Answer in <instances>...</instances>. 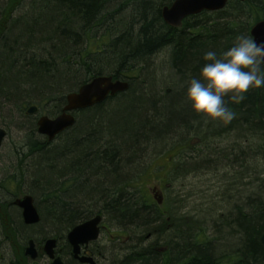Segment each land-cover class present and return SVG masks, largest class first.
<instances>
[{
  "label": "trees",
  "instance_id": "1",
  "mask_svg": "<svg viewBox=\"0 0 264 264\" xmlns=\"http://www.w3.org/2000/svg\"><path fill=\"white\" fill-rule=\"evenodd\" d=\"M22 1L0 0L2 111L6 104L20 110L22 104L38 102L43 112L36 120L41 114L55 116L65 103V91L99 75L124 79L129 86L81 112L74 125L52 141L38 134L36 122L31 121L26 145L33 154L32 184L25 190L22 179L12 174L0 178V194L30 193L40 223L56 237L91 204L106 211L116 224L133 227L134 234L139 231L136 241L116 251L112 264H263L264 87L249 89L239 104L225 97L236 113L226 125L196 113L186 89L190 79L199 77L206 63L204 53L213 50L219 55L239 35L251 37V26L264 20V0H228L222 10L188 17L181 29L167 25L161 16L162 6L171 0H26L28 8L20 7ZM100 29L103 33H98ZM162 55L169 57L170 74L165 77L168 85L160 79L166 87L156 91L153 81L148 86L143 83L142 72ZM48 106L51 109L46 110ZM180 129L195 134L192 138L214 135L216 144L232 138V154L256 180L254 193L238 199L233 211L219 220L217 232L225 239L220 243L192 226L167 222L148 201L141 207L121 199L146 155L174 141ZM210 140V136L204 140L206 149ZM247 145L255 146L253 155ZM215 151L220 156L212 164L225 166L227 154ZM209 153L200 157V164L213 161ZM236 177L226 180L234 182ZM36 227L33 224L24 232ZM2 233L10 240L9 233ZM148 233L153 242H147ZM225 248L235 254H219Z\"/></svg>",
  "mask_w": 264,
  "mask_h": 264
},
{
  "label": "rangeland",
  "instance_id": "2",
  "mask_svg": "<svg viewBox=\"0 0 264 264\" xmlns=\"http://www.w3.org/2000/svg\"><path fill=\"white\" fill-rule=\"evenodd\" d=\"M22 2L23 4H21L20 7L23 6L22 8H28V2H26V0H23ZM15 16L16 13L13 15V17ZM98 33H103V30H98ZM98 35L100 36V34ZM147 66L148 69H144V72H142V80H144L143 83L148 86V83L153 81L152 83L154 84L155 90L157 91L160 89L161 91L162 88L166 86H163L160 83V79L161 81H164H162L163 84H166L165 77L169 76L170 74L168 55H162L161 57L159 56L155 58L154 61ZM67 92L68 91H65L64 94H66ZM31 100L35 101V97ZM30 105H36L38 107V110L35 114L26 113V109H28V106ZM39 108L40 107L38 105V102H31L26 105L22 104L20 106V110L13 106H10L9 104H6L4 106L3 111L0 109V128H3L5 130V136L3 137V141L0 147V178H7L12 174H16L17 178L22 179L25 190L26 187H29V184H32L30 179L32 177L30 170L33 169L31 165V157L33 154H31V152L27 149L26 144L27 141L31 139L29 132V128L32 124L31 121H34L35 124L36 116L39 113L43 112V110ZM45 109L47 110L51 108L50 106H48ZM75 117L77 118L76 115ZM176 132V135L173 137L175 138L174 141L170 139L172 142H168L163 147L160 146V151L162 153L167 152L170 148L177 145L180 146L183 143L186 144L187 142H189V138L191 136H195V134L193 133H189L187 135V129H180ZM209 136L211 138V144H209L210 146L208 150L206 149L204 140L209 138ZM213 139L214 135L210 134L205 137L202 134H197L196 137H193L192 144L189 149V151L193 154V163L191 167L192 169L190 168L191 170L188 171L183 167L180 168L177 173L178 176H181L180 180L176 179L175 182L170 181L169 184H165L162 187V190L164 193L166 207L164 218L167 220V222L170 223L171 221H175L176 225H180V227L182 228H187L188 225L192 226V229L196 232H201L205 234L208 239L217 240L216 243H220V240L222 242L225 241V239L222 235L220 238L217 232V227L220 224L219 220L222 218V216H225L226 214L228 215L231 211H233L234 207L239 203L236 202L238 201V199H245L247 198V196H250L254 193L256 186L254 182H256V180H254V178L252 177H249L245 165L240 161V157L238 158L234 154H232V138L224 139L222 143L216 141L217 144L215 143V141H212ZM59 140L60 139H58V141ZM54 142H56V140ZM249 145H247V148ZM184 146L185 148H187V145ZM218 149L224 150V152L227 154L228 162L225 166H223L222 162L219 163L218 167L216 164H212L219 159L220 155H218V153L215 151ZM248 149L250 151V154L253 155V153L255 152V146L251 147V149ZM211 150H214L213 152L215 153H213ZM208 151L212 153V155L210 158H207L213 161H205L203 164H200V157L203 154L209 153ZM152 153L153 152H151L149 156L146 155V161H144L143 164L141 163V165H138L139 168L137 172L139 173L134 176V180L132 179L133 188L129 189L131 192L134 191L137 194L138 190L140 189L146 190L144 184L140 179L137 178V176H141V172H143L146 166H150L151 159L153 158H150L153 155ZM216 158L217 160H215ZM234 159L236 160V162L235 164H232ZM195 163H197V165L193 167ZM251 163L252 165L250 166V169L254 170L252 159ZM152 170L153 171L151 173L154 174V172H156L158 168L152 167ZM234 174H237L234 182H232L233 180H226L227 178H232ZM155 184V181L151 183L152 187L155 188V191L159 192L161 187L160 185ZM124 191H126V189H124ZM98 204L101 205L103 203ZM7 219L3 220L5 221ZM42 226L43 228L41 227L40 229L39 227H36L35 232L42 231L48 233V230L46 228L47 226ZM111 227L113 231V237H116L121 229V225L112 223ZM131 228L134 229L133 227ZM18 229L20 232H23V228L19 226V223ZM172 232L168 231L167 233L170 234ZM136 234L139 235V231H137ZM136 234H134V232L132 231H130V233L128 232V235L124 233L123 236L128 238L125 240L124 244L119 243V246H121L123 249L124 247H127L128 241L130 243L136 241V236H134ZM153 241V238L147 240V242ZM0 242V264H11L10 262L13 259L12 255L14 245L11 243V240H8L7 238L3 239L1 235ZM59 244L60 246H62L63 243L60 242ZM221 251L222 250H220L219 254L225 252L231 255L235 254L231 248H225L224 252ZM35 263L47 264L45 258L37 259Z\"/></svg>",
  "mask_w": 264,
  "mask_h": 264
},
{
  "label": "flooded vegetation",
  "instance_id": "3",
  "mask_svg": "<svg viewBox=\"0 0 264 264\" xmlns=\"http://www.w3.org/2000/svg\"><path fill=\"white\" fill-rule=\"evenodd\" d=\"M172 1L174 0H171L169 3L167 2L168 4L165 3L164 5H170ZM191 143L192 137L189 138V142H187L186 145H191ZM168 151L163 153L160 151V149H157L156 152L154 151V154L150 157H153L150 163L151 167L146 166L143 172H141V176H138V178L144 184L146 190L140 189L138 190L137 194L135 192L132 194V192L129 190L130 188L127 186L125 188L126 191H124L123 195L121 196L122 200H132L133 203H136V205L141 207L145 206V201H148L150 207L154 209V211L159 212V214L163 218L165 217L164 214L166 212V207L162 187L165 184H169L170 181L175 182L176 179L180 180L181 176H178L177 174L179 169L183 167L185 170H190L193 163V154L189 151V148H185V146L177 145L170 148ZM152 167L158 168V170L154 172V174L151 173L153 171ZM138 173L139 172H137V174ZM154 181L161 187L159 192H156L155 188L151 185V183H153ZM132 188L133 187H131V189ZM22 195L23 193H19V195H11L9 193L0 194V217H2V220L0 219V235L3 237V239H5V235L4 233H2V231L10 234L11 243L14 245L12 255L13 259L10 262L11 264H36V260L42 258L46 259L47 264H51L52 259L44 250L45 244L48 240H55L54 256L59 257L64 264H90V262L81 261V258L83 257L92 259L95 264H112L113 256L115 255L116 251L124 250L127 248L124 247L122 249V247L119 246V243L124 244L125 240L128 238L124 237L123 234L126 233L128 235V232L130 233V231L135 232V229L129 228L128 225L117 223V225H121V229L118 232L117 236L113 237L111 224L116 223L111 220V216H109V214L107 215L106 211H100L98 210L99 208H95V204H91L92 208H90L87 213H82L81 217L77 221H75V224L68 228V230L64 231V229H62V235H59L58 237L42 231L35 232V230H33L31 233L26 234L24 230H26L27 227L35 224V226L39 227L40 229L41 227L43 228V224L40 223L42 218L39 211L38 213L40 219L38 222L32 224L24 222L22 210L16 204H14V200L21 197ZM34 204L37 208L38 206L35 199ZM96 216H100V222L98 225V237L96 239L80 243L78 253L74 255L72 251L73 247L67 239L68 231L73 227L92 220ZM3 219L7 220L4 221ZM164 220L166 219L164 218ZM1 222L4 225L5 229L1 227ZM18 223L19 226L23 228V232L19 231ZM44 233L46 234V236H39L40 234L43 235ZM151 236L152 233H148L146 235L148 239H150ZM60 242L63 243L62 246H60ZM128 242L127 244L129 245ZM30 244H32V248L34 250L33 258L26 253V250L30 246ZM119 255H121V252L119 253Z\"/></svg>",
  "mask_w": 264,
  "mask_h": 264
},
{
  "label": "water",
  "instance_id": "4",
  "mask_svg": "<svg viewBox=\"0 0 264 264\" xmlns=\"http://www.w3.org/2000/svg\"><path fill=\"white\" fill-rule=\"evenodd\" d=\"M243 1V0H241ZM227 0H174L170 6L162 8V18L164 21L174 27H180L184 18L190 15L201 13L202 11H218L225 7ZM250 35L257 41H264V20L257 21L250 28ZM129 86L127 81L112 80L111 76H95L87 83L79 86L75 91L68 92L65 95V105L62 111L51 118L47 115H42L37 118L36 126L39 134L45 135L48 141L54 140L57 135L70 128L75 121L73 112L77 108L91 107L106 100L108 97H113L119 92L125 91ZM37 111L36 106L28 108V114H34ZM5 136V130L0 128V147ZM22 210L24 222L28 224L39 221L40 216L34 205V200L31 195H24L14 200ZM100 216L94 217L86 223L73 227L67 233V239L73 247V253H78L79 244L87 242L88 240L96 239L98 237V224ZM262 244H264V232L260 237ZM55 240H48L45 244L44 250L52 259L51 264H64L59 257L54 256ZM26 253L32 258L34 257V250L32 244L27 248ZM81 261L95 262L83 257Z\"/></svg>",
  "mask_w": 264,
  "mask_h": 264
},
{
  "label": "clouds",
  "instance_id": "5",
  "mask_svg": "<svg viewBox=\"0 0 264 264\" xmlns=\"http://www.w3.org/2000/svg\"><path fill=\"white\" fill-rule=\"evenodd\" d=\"M203 59L199 77L188 82L186 99L196 113L226 125L236 113L225 97L239 104L249 89L264 87V41L242 34L219 55L209 50Z\"/></svg>",
  "mask_w": 264,
  "mask_h": 264
},
{
  "label": "bare ground",
  "instance_id": "6",
  "mask_svg": "<svg viewBox=\"0 0 264 264\" xmlns=\"http://www.w3.org/2000/svg\"><path fill=\"white\" fill-rule=\"evenodd\" d=\"M173 2V1H172ZM228 2V1H227ZM227 4V3H226ZM171 5V4H170ZM170 5H164V6H170ZM164 6H162V8L164 7ZM226 6V5H225ZM162 8H161V13H162ZM222 10V9H221ZM219 11V10H218ZM202 12H205V11H202ZM209 12H214V11H209ZM198 14H200V13H198ZM198 14H195V15H198ZM162 16V15H161ZM192 16H194V15H192ZM164 20V19H163ZM165 22V21H164ZM166 23V22H165ZM167 24V23H166ZM168 25V24H167ZM170 26V25H169ZM171 27H173V28H176V27H174V26H171ZM176 29H178V28H176ZM79 88V87H78ZM77 88V89H78ZM87 108H89V107H82V108H77V109H75L74 111H75V114H76V116L78 117L80 114H81V112H83L84 110H86ZM76 121V120H75ZM75 121H74V123H75ZM74 125V124H73ZM72 125V126H73ZM71 126V127H72Z\"/></svg>",
  "mask_w": 264,
  "mask_h": 264
}]
</instances>
